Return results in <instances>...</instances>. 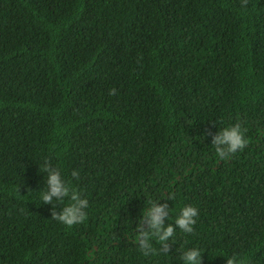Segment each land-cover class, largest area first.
Here are the masks:
<instances>
[{
  "label": "trees",
  "instance_id": "obj_1",
  "mask_svg": "<svg viewBox=\"0 0 264 264\" xmlns=\"http://www.w3.org/2000/svg\"><path fill=\"white\" fill-rule=\"evenodd\" d=\"M234 125L249 139L229 153L213 139ZM45 163L83 221L54 218L68 197L41 198ZM152 204L174 231L146 256ZM193 247L264 264V0H0V264H185Z\"/></svg>",
  "mask_w": 264,
  "mask_h": 264
},
{
  "label": "clouds",
  "instance_id": "obj_2",
  "mask_svg": "<svg viewBox=\"0 0 264 264\" xmlns=\"http://www.w3.org/2000/svg\"><path fill=\"white\" fill-rule=\"evenodd\" d=\"M249 137H245L244 132L239 125L226 126L217 136L214 137V145H226V151L231 153L242 148L248 141ZM218 156L225 155V149L216 148ZM42 169L47 171L46 190L41 191V198L47 202L53 197H68V203L61 209L59 213L53 212V216L65 225L71 226L84 220L89 202L87 198H81L79 192L74 185H70L61 176L59 168H49L47 163L43 164ZM73 176H77L78 172L73 171ZM198 209L194 205H184L180 208L179 214L175 217V225L184 232H191L195 223L194 217L197 215ZM149 218V227L142 233L137 234V239L143 237L139 247L144 255L155 253L151 240L155 238L160 244H164L169 237L173 236V225L163 226V218L167 215L163 205L152 204L150 209L144 213ZM200 259V249L193 247L186 249L183 254L185 264H198ZM227 264H245L244 260L237 257H230Z\"/></svg>",
  "mask_w": 264,
  "mask_h": 264
}]
</instances>
